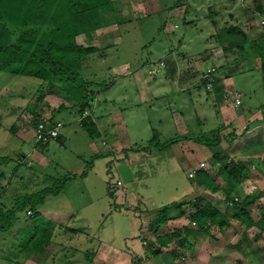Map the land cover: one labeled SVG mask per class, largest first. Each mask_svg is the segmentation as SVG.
<instances>
[{"label": "rangeland", "instance_id": "1", "mask_svg": "<svg viewBox=\"0 0 264 264\" xmlns=\"http://www.w3.org/2000/svg\"><path fill=\"white\" fill-rule=\"evenodd\" d=\"M234 1L161 0L158 9L145 5L143 18L132 21L134 7L114 0L115 16L106 19L119 26L122 41L109 47L89 42L97 50L84 60V73L96 90L86 109L98 121L104 140L84 129L76 106L56 113L65 123L62 139L37 141L35 120L40 106L46 110L45 94L68 98L41 78L0 71V168L5 173L0 179V206L16 211L12 226L0 230V264H12L32 252L30 237L45 230L52 231L54 241L33 250L25 264H41V259L44 264H92L88 251H96L100 243H112L122 254L132 245L147 249L140 252L146 261L152 253L144 248L142 235L150 237L149 223L154 224L152 219L164 207L195 195L204 176L201 171L193 176L189 172L204 160L206 170L224 174L222 162L212 159L214 149L195 138L214 139L219 134L216 148L225 154L224 160H238L229 143L246 129V111L264 108V67L236 59L229 63L239 49L227 50L224 45L234 41L231 25L253 29L251 38L258 37L264 25L262 15L247 7L251 0ZM160 59H165L166 67L149 74L148 65ZM213 65L219 78L212 89L201 80L203 70ZM127 71L131 72L126 75ZM232 87L242 95L239 106L224 96ZM187 133L195 138L165 145ZM74 173L78 176L64 183ZM222 183L228 192L225 178ZM226 191L205 192L211 200L203 197L233 212L225 204ZM229 194L244 199L236 191ZM263 208L254 210L257 222ZM260 242L253 249L258 254L264 251ZM123 255V264H132L134 254ZM157 258L161 264H173L167 253L153 259ZM103 259L111 264L108 256ZM259 259L263 261L262 256ZM215 263L213 257L209 264Z\"/></svg>", "mask_w": 264, "mask_h": 264}, {"label": "trees", "instance_id": "2", "mask_svg": "<svg viewBox=\"0 0 264 264\" xmlns=\"http://www.w3.org/2000/svg\"><path fill=\"white\" fill-rule=\"evenodd\" d=\"M109 14L115 16L114 0H0V71L41 78L48 86L59 87L82 112L91 105V99L96 96V90L92 88V80L84 73V60L86 55L96 51L97 47L79 43L77 35L89 34L103 27ZM230 31L235 35L231 38L234 41L224 46L227 50L239 49L236 60L264 54V32L258 37L249 38L246 30L239 25H231ZM238 37H242V40H237ZM257 45L261 47L260 50H257ZM201 81L206 85V79ZM215 87L219 88L220 85ZM37 123L36 119L35 124ZM81 125L91 136L100 135L91 114L83 119ZM218 129L221 130L222 126ZM193 138L195 136L190 133L176 135L166 141L165 145H171L181 139ZM60 139L61 135L58 137V140ZM195 139L213 148L214 157L222 162V172L228 190L225 204L229 205V201L234 199L229 193L248 176L249 167L240 159L224 160L225 154L216 148L220 144L219 134L214 139L198 137ZM200 171L204 174L202 176L204 184L218 189L219 186L214 185L208 170L202 168ZM4 174L0 168V179ZM77 176L76 173L67 176L64 178V183L68 178ZM254 201V195L249 193L242 201H235L231 205L232 216L242 220L248 227L256 223L248 209L250 203ZM183 203L185 202L161 209L154 220V226L158 228L166 222L170 210L178 208ZM193 204L195 208L190 216L202 228H209L212 224L220 227L228 224L229 218L219 204L206 200L201 195L197 196ZM14 209L15 207L6 209L0 206V230L12 226L16 215ZM257 223L264 227V211ZM68 230L77 232L76 228H68ZM52 236L53 233L49 230H45L39 237L32 235L30 238L34 239V243L29 249L32 252L43 250Z\"/></svg>", "mask_w": 264, "mask_h": 264}, {"label": "crops", "instance_id": "3", "mask_svg": "<svg viewBox=\"0 0 264 264\" xmlns=\"http://www.w3.org/2000/svg\"><path fill=\"white\" fill-rule=\"evenodd\" d=\"M118 1L130 4L131 9L134 7L132 10V15L134 17L132 21H134L137 18H139V20L143 18L141 15H144L142 9L145 5H151L155 10L159 8L161 0H156V4L154 3V0H131V2L129 0ZM238 1L239 0H235L234 4H237ZM248 4L247 7H249L255 15H264V0H251ZM252 30L253 29H250L249 31L246 30L248 36L253 34V32H250ZM121 34L122 33L120 32L118 25L106 22V24L97 29L96 32L78 34L77 41L83 45H90L89 42H92V44L98 47H102L103 45L105 47H109L110 45L122 41ZM254 37L255 36L252 38ZM249 38L251 37L249 36ZM237 57L238 54L236 57L231 58L229 63ZM241 61L246 64H258V68L262 69V67H264V54L249 56L247 58H243ZM249 70L252 71L253 69ZM130 72L131 71H127L125 74L127 75ZM261 72L264 75V68ZM147 91L151 93V89H149V87ZM67 100H64L61 95H58V93H46L44 96V102H46L44 107L46 110H43V106H40V110H38V112L41 113L38 114L37 120L39 121L40 119L46 118L49 124L55 122L56 120H61L56 116L57 112L62 113L65 110L76 108L71 100ZM110 100L111 99L108 97L105 98V101ZM49 104L50 107L47 106ZM246 112L249 114L246 120V129H244L243 134L236 136L235 139L229 143V145H231V148H234V153L237 154V157L235 158L244 161V163L249 167L248 176L244 177L243 181L234 191L242 194L244 197L249 193H256L259 195L258 199L255 198V201L250 203L248 206V209L256 223L251 227H248L242 220L232 216V210L230 207L219 204L221 207H224L223 210L225 211V215L229 218L227 225L220 227L217 224H212L209 228H202L198 223L194 224L195 219H193L190 214L195 208L193 202L196 200L197 196L201 195L210 199L205 192L210 191L213 195H217L220 191H226V185L224 186V183H222L224 182V177L221 174L217 175L208 171L209 176L213 178L214 185L219 186L218 189L210 188L208 185L204 184L201 177L195 195L185 199L183 201L185 203L178 208H172L166 222L162 223L158 228L155 227L154 224L149 223L148 234L150 237L142 235L144 248L148 247L152 253L147 254L146 261L141 257V253L145 254L147 249L139 250L138 246L132 245L129 248L131 250H123V254L125 252L127 254L132 252L134 254L135 258L132 259V264H161L158 258L156 260L153 258L164 256V253H167L168 256L172 257L173 264H209L213 257H215V264H264V251H261V254L260 250L259 254L253 251L255 244L258 245L259 241H261V245H264V227L257 223L258 218H255L254 216L255 208H258L259 210L264 207V108L258 113H254L253 111H250V109ZM77 113L78 116L81 113L79 108H77ZM91 117L100 131V135L98 137L102 138V130L100 129L98 121L92 112ZM174 118L176 119V122H178V115L176 112H174ZM228 129L232 130L233 126H230ZM62 136L63 132L61 134V139ZM102 139L104 140V138ZM56 140H58V138ZM103 143L105 145L107 144L105 141ZM212 159L215 160L213 155ZM202 168L199 167V169H196L195 175L199 173ZM190 199L192 200L188 201ZM229 206L231 205L229 204ZM156 217L157 216H155V219ZM155 219L153 218L152 221ZM52 239L50 242L54 241ZM100 244L101 245L96 251H88V256L94 257L92 264H105L106 262H104L103 257L107 256L110 258L109 262L111 264L124 263L126 255L122 254V250L120 248H117L112 243H104L103 245L102 243ZM226 247L227 249H225ZM261 256L263 261L259 259ZM27 257L30 256L25 253L22 258L19 257L12 264H25ZM40 261L41 264L46 262L45 260L43 262L42 259Z\"/></svg>", "mask_w": 264, "mask_h": 264}, {"label": "built area", "instance_id": "4", "mask_svg": "<svg viewBox=\"0 0 264 264\" xmlns=\"http://www.w3.org/2000/svg\"><path fill=\"white\" fill-rule=\"evenodd\" d=\"M261 24L264 25V15L261 19ZM164 67H166V61L165 59H160L154 63H150L148 65V73L149 74H157L159 73ZM217 67L211 66L207 68L206 70H203L202 79H206V86L207 88H212V84L219 78L216 74ZM213 89V88H212ZM225 98L229 97L232 99V104L234 106H239L242 103V95L240 91L237 88H226L224 91ZM90 115V111L88 109H84L79 116V121L82 122L83 119ZM64 126V122L62 120H56L55 122L49 124L47 122V119H40L35 127V137L37 141L40 142H51L55 139H57L62 134V128ZM232 158H229L231 160ZM206 163L204 161L200 162V168L204 167ZM196 170L190 171V176L195 175ZM239 200V196H234L233 200L229 201V204H234L235 201ZM196 222L194 221V224Z\"/></svg>", "mask_w": 264, "mask_h": 264}]
</instances>
